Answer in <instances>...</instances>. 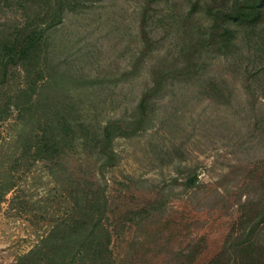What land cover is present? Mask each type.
<instances>
[{"label": "rangeland", "instance_id": "obj_1", "mask_svg": "<svg viewBox=\"0 0 264 264\" xmlns=\"http://www.w3.org/2000/svg\"><path fill=\"white\" fill-rule=\"evenodd\" d=\"M81 1L80 11L66 13L49 34L53 79L44 93L103 123L129 113L150 79L154 58L139 63L145 12L157 41L153 54L172 52L180 43L171 16L178 20L194 0ZM205 2L199 0L195 18ZM23 6L0 0V32L25 20L30 12ZM263 26L239 28L227 55L209 53L200 81L170 87L156 101L149 129L113 141L118 162L102 175L76 142L42 161L20 158L13 138L18 126L8 121L2 170L9 173L0 176L12 175L15 188L0 204V264H14L64 218L65 195L83 178L105 189L111 219L126 221L111 227L115 264H208L251 223L254 264H264V221L256 217L264 206ZM194 174L196 185L187 188Z\"/></svg>", "mask_w": 264, "mask_h": 264}, {"label": "trees", "instance_id": "obj_2", "mask_svg": "<svg viewBox=\"0 0 264 264\" xmlns=\"http://www.w3.org/2000/svg\"><path fill=\"white\" fill-rule=\"evenodd\" d=\"M81 2L21 0L23 8L27 11L29 8L30 13L10 31L0 32V173H9L2 170L9 157L4 149L11 141L10 136L4 134V125L12 120L18 126L13 138L15 151L20 149V158L28 156L42 161L66 153L69 145L76 142L82 154L99 163L98 171L102 175L118 162L113 148L116 138L149 129L157 114L158 99L172 91L176 84L199 80L208 68L209 53L213 50L227 55L239 28L264 23V0H232V3L228 0L227 4L225 0H206L207 8L205 11L200 8L204 13L199 12L202 17L197 18L194 13L199 0H194L188 10L180 13L178 20L171 16L169 28L173 33L175 25L180 44L172 52L154 55L153 43L157 41L147 28L149 16L145 12L140 24L143 46L139 50V63L142 65L144 59L154 58L148 66L150 79L129 113L97 123L89 114L57 104L44 93L45 86L52 88L53 79L49 72V34L62 23L66 13L79 12ZM222 91L216 88L220 96H223ZM18 142L22 145L17 146ZM12 178V175L0 176V204L15 188ZM83 179L75 190L65 195L64 218L46 228L35 245L14 264H115L110 247L111 227L115 231L119 225L124 227L126 221L114 222L109 216L105 189ZM196 179L197 175H192L185 186L193 188ZM256 217L264 221V206L256 212ZM255 229V223H251L237 244L225 247L208 264H254L258 259L253 250Z\"/></svg>", "mask_w": 264, "mask_h": 264}]
</instances>
